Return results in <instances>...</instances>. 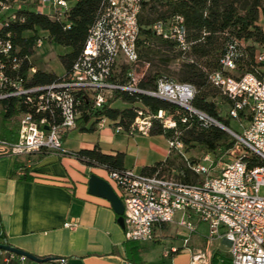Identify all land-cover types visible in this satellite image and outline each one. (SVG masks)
<instances>
[{"label": "built area", "instance_id": "obj_1", "mask_svg": "<svg viewBox=\"0 0 264 264\" xmlns=\"http://www.w3.org/2000/svg\"><path fill=\"white\" fill-rule=\"evenodd\" d=\"M77 1L0 0V104L13 102L21 110L16 139L0 138V158L29 159L48 152L74 158V153L63 147L65 135L76 129L87 107L93 112L101 110L118 91L167 101L195 116L205 127L224 126L192 107L196 89L191 84L159 78L153 89L139 88L140 78L131 68L138 62L142 0H101L71 70L50 84L31 85L35 68L22 76V64L28 56L20 54L5 29L23 21L21 11L39 13L64 23L63 28L68 29L66 18ZM255 25L264 35V0H260ZM151 29L156 36L172 41L183 54L190 50L183 16L172 15L167 21L155 22ZM244 48L243 40L230 38L220 59L222 70L208 74L211 86L231 102L228 116L241 129L236 133L228 128L235 140L228 151L240 149L228 163L215 172L220 158L216 161L208 154L201 162L189 165L190 172L201 177L195 183L165 177L158 171L151 175L130 169L106 172L105 180L124 206L126 242L152 241L155 233L168 224L175 223L188 235L195 233L199 224H205L206 244L226 242L229 264H264V79L250 72L235 75ZM254 61L264 63V46H257ZM122 65L129 67L126 82L116 75ZM133 112L130 132L150 134L153 120L163 122L168 129L175 127L165 111L151 115L145 106L136 103ZM93 122L99 129L127 131L117 120L107 117L93 118L89 124ZM181 122L185 123L186 118ZM168 146L170 150L183 148L178 140H169ZM177 214L180 217L175 221ZM188 241L184 239L185 247ZM211 256L210 251H198L192 256V264H210ZM56 263L66 261L58 259Z\"/></svg>", "mask_w": 264, "mask_h": 264}, {"label": "crops", "instance_id": "obj_2", "mask_svg": "<svg viewBox=\"0 0 264 264\" xmlns=\"http://www.w3.org/2000/svg\"><path fill=\"white\" fill-rule=\"evenodd\" d=\"M129 106L117 100L111 108L123 110ZM168 141L164 135L128 130L115 133L109 127L99 129L94 125L92 131H69L63 147L70 153L94 148L105 155L121 153L123 169L151 175L162 172H150L156 164L171 160ZM90 174L105 180L106 171L52 152L29 159L0 158V243L5 239L10 246L33 256L65 259L66 264H132L124 249V229L118 225L110 203L88 194ZM174 224L160 228L152 241L136 242L142 264H192V256L198 251H210L212 260L222 254L221 244L227 247L226 242L208 246L195 235L197 229L188 235L183 229L177 232ZM167 227L175 233L161 235ZM186 238L189 241L185 247ZM225 256L228 258L227 249ZM53 263L57 264L35 263L0 251V264Z\"/></svg>", "mask_w": 264, "mask_h": 264}, {"label": "trees", "instance_id": "obj_3", "mask_svg": "<svg viewBox=\"0 0 264 264\" xmlns=\"http://www.w3.org/2000/svg\"><path fill=\"white\" fill-rule=\"evenodd\" d=\"M100 2L101 0H78L70 9L66 18L67 23L70 25L68 29L63 28L64 23L51 20L39 13L21 11L19 16L23 21L10 24L5 31L11 34L14 45L20 47L22 56L29 55L28 50L36 40L35 36L24 38L23 35L34 32L36 29L45 31L55 45L70 49L69 53L59 57L65 73H68L84 47L88 29L95 19ZM259 5L260 0H174L165 3L161 7H166V9L159 11L155 5L142 0L141 12L138 16L139 38L136 43L138 60L139 55L143 57L142 55H148L149 53L159 54L175 51L183 54L177 50L172 41L156 36L151 29L155 22L167 21L175 14L183 16L186 38L191 43L190 50L183 55L190 54L193 58L183 62L178 71L172 73L177 81L173 77L164 74L148 75L140 78L139 88L153 89L156 80L159 78L191 84L196 89L192 107L229 128L231 119L228 112L227 116L230 120L222 115L215 102L216 91H219L209 83L208 74L222 70L220 59L224 54L225 44L230 38H235L243 40L245 43L244 57L236 63L235 75L250 72L263 79L264 63L258 64L254 61L257 46H264V35L255 25ZM31 67L32 65L28 61H24L21 69L22 76L25 77ZM118 69L120 73L116 72L117 77L122 79L121 82H126V73L129 67L122 65ZM56 79L57 77L54 75L36 71L29 83L31 85H46ZM224 98L227 101L229 110L231 102L226 97ZM117 100L129 104L130 107L123 110L111 108V105ZM136 103L145 106L151 115H156L160 110L165 111L176 123L177 128L186 127V125L181 124V119L186 118L188 125L190 124L191 127L185 131L186 138L182 140L184 144L196 143L202 146L209 154L214 156L216 161L222 153L234 146L235 140L231 135L216 126L205 127L195 116L190 115L174 104L145 95H129L119 91L114 93L101 110L93 112L87 107L77 120L76 128L82 132L92 131L95 122L91 123L89 128H86V126L93 118L107 117L113 121L117 120L125 130H128L129 124L135 116L133 108ZM20 111L13 102L0 104V138L6 140L16 139L17 135L11 123L18 118ZM173 131V129L163 127L159 120H153L150 135H164L169 139ZM74 158L88 168H101L106 172L123 169L124 156L121 153L114 156L105 155L94 148L93 150L76 152ZM171 163V160L158 163L151 168L150 172L153 173L157 169L163 171V165H170ZM183 180V182H189L186 178ZM2 243L9 245L5 239ZM124 249L130 263L142 264L137 256L138 247L136 242H126ZM216 259L217 256L215 255L210 264H215Z\"/></svg>", "mask_w": 264, "mask_h": 264}, {"label": "rangeland", "instance_id": "obj_4", "mask_svg": "<svg viewBox=\"0 0 264 264\" xmlns=\"http://www.w3.org/2000/svg\"><path fill=\"white\" fill-rule=\"evenodd\" d=\"M155 5L159 11L165 10L166 7H161L167 2H171L174 0H145ZM0 17H2L0 15ZM35 36L36 40L33 43L32 47L28 50V62L35 68V71H41L46 74L54 75L56 77H60L65 73L63 69L59 57L63 56L70 52V49L60 47L55 45L52 40L49 38L48 34L45 31L40 29H36L34 32L25 33L23 35L24 38H31ZM20 50V47L18 46ZM139 55L138 62L131 68L132 72L135 76L142 78L143 76L154 75V74H164L170 77L172 73H176L178 71L179 66L186 61L191 60L193 57L190 54L183 55L177 52H168V53H159L148 55ZM203 66V65H202ZM118 69V68H117ZM205 70V69H204ZM263 70L262 68L260 69ZM116 72L120 73L118 69ZM262 77L264 79V70L262 71ZM175 79V77H173ZM176 80V79H175ZM177 81V80H176ZM215 102L217 103L221 113L223 116L227 117L228 112V104L225 100L224 96L216 91ZM130 107V106H129ZM172 119V118H171ZM229 119V118H228ZM230 120V119H229ZM243 125L247 124V120L242 122ZM181 124L186 125L185 128H177L176 123L173 129V133L168 140H178L182 143L183 148L181 150H172L171 164L164 167V170L160 173V175H164L165 177L174 178L177 180L184 181L186 178L189 182L195 183L201 180V177L193 175L189 170V165H192L197 162H201L203 158L209 154L202 146L191 143L189 145H185L182 141L183 138H186L185 131L191 127L188 125V121L185 123L181 122ZM12 127L16 130L18 127V118L11 123ZM162 125H165L162 122ZM164 127V126H163ZM229 128L236 133L240 132V127L238 123L234 120H230ZM227 133V132H226ZM229 134V133H228ZM230 135V134H229ZM240 149H236L233 151H225L221 154L220 159L216 164V171L219 170L223 164L228 163L233 156H235ZM207 165V164H206ZM104 177L106 175L104 174ZM263 194V189L260 191V195ZM180 217V214H177L175 217V221H177ZM175 225V224H174ZM173 227V226H172ZM176 231H181L182 229L174 226ZM182 232V231H181ZM175 232L170 227H167L164 231L161 232V235H173ZM207 234V226L205 224H201L197 227V232L195 235L205 243V237ZM221 244V243H220ZM222 254L217 255V261L215 264H228V258L225 256V251L227 247L223 244L220 245ZM219 247V248H220Z\"/></svg>", "mask_w": 264, "mask_h": 264}, {"label": "water", "instance_id": "obj_5", "mask_svg": "<svg viewBox=\"0 0 264 264\" xmlns=\"http://www.w3.org/2000/svg\"><path fill=\"white\" fill-rule=\"evenodd\" d=\"M220 129L223 131L231 134V131L225 127L222 126ZM88 194L94 197L102 198L110 203L111 208L115 212V214L118 216L117 223L118 225L124 229V220H123V214H124V206L119 199V197L114 192L113 188L109 185V183L104 180L103 178L95 175L90 174L88 178ZM0 251H5L10 254H15L17 256L26 258L27 260H30L35 263H46V262H54L57 260V258H38L36 256H33L27 252H24L22 250H19L17 248H14L10 245H5L0 243Z\"/></svg>", "mask_w": 264, "mask_h": 264}]
</instances>
